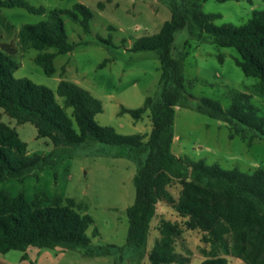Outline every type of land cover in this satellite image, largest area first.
Segmentation results:
<instances>
[{"label":"trees","instance_id":"trees-1","mask_svg":"<svg viewBox=\"0 0 264 264\" xmlns=\"http://www.w3.org/2000/svg\"><path fill=\"white\" fill-rule=\"evenodd\" d=\"M12 4L0 1V6ZM21 6L34 11L28 4ZM65 18L89 32L93 12L76 3L69 9L51 10L45 20L25 24L18 31L22 48L40 51L35 63L48 75L55 72L56 56L75 49ZM218 18L219 14L205 13L193 0H181L180 5L173 6L171 19L159 32L133 43L131 51L155 52L161 64V97H148L143 106L124 110L136 120L150 112L152 131L147 140L141 133L122 134L112 126L101 125L96 116L103 112L102 101L74 82L62 80L54 91L29 78H15V48L11 44L0 47V183L10 179L23 181L39 165H53L64 155L89 144L115 146L120 149L118 156L138 164L134 177L136 196L127 208L129 227L124 246L94 245L93 236L99 235L95 220L89 214H81L71 199L39 206L28 202L22 193L12 196L7 190H0V253L19 250L26 259L30 246L48 250L60 247L87 257L112 255L113 264H123V252L130 248L136 250L139 258L148 255L150 264H184L185 257L174 249L181 233L169 221L161 223V237L147 253L157 204L165 201L180 215L189 217L188 228L205 233L214 251L229 253L233 241L232 248L238 255L254 264H264V170L246 173L238 168L226 169L204 159L178 157L171 150L175 107L187 96L183 63L173 55L177 32L185 28L192 36L197 31L205 32L217 45L235 48L239 53L235 64L246 76L259 80L258 89L264 99V10L254 11L242 26L217 25ZM230 99L227 109L212 98H201L197 108L212 118L235 120L264 135V116L249 96L235 91ZM4 114L17 125L32 124L38 138L51 141L52 152L47 156L28 154V143L3 120ZM176 179L183 185L178 200L167 189ZM92 226L94 233L89 236ZM201 264H227V260L215 256Z\"/></svg>","mask_w":264,"mask_h":264},{"label":"rangeland","instance_id":"rangeland-1","mask_svg":"<svg viewBox=\"0 0 264 264\" xmlns=\"http://www.w3.org/2000/svg\"><path fill=\"white\" fill-rule=\"evenodd\" d=\"M0 1L13 3V6H0V47L11 44L15 48L13 58L18 65L15 78H29L54 91L62 80L74 82L102 101L103 112L96 116L101 125L112 126L122 134L141 133L148 139L152 131L150 112L136 120L124 110L143 106L148 97L157 100L161 97V64L155 52H133L131 47L136 39L159 32L171 19L173 6L180 5L181 0ZM193 1L205 13L219 14L220 18L215 20L217 25L230 23L242 26L254 11L264 10V0ZM23 3L33 7L34 11L23 8ZM76 3L92 10L90 31L85 32L79 24L65 18L69 40L75 49L56 56L55 72L48 75L35 63L40 51L22 48L18 31L25 24L45 20L51 10L69 9ZM173 55L183 63L187 96L175 107L172 153L190 160L204 159L208 164L218 163L226 169L238 168L246 173L264 170L263 134L235 120L212 118L197 108L201 98H212L227 109L231 104V94L236 91L247 94L264 116L259 80L246 76L235 64L239 58L238 51L217 45L205 32L197 31L192 36L185 28L175 35ZM3 120L16 128L21 139L28 143V154L47 156L52 152L51 141L38 138L32 124L17 125L6 114ZM119 152V148L103 144L78 147L53 165H39L23 181L10 179L1 182L0 190H7L12 196L22 193L28 202L39 206L54 201L66 203L71 199L81 214L94 218L99 235L93 236L94 226L88 231V235L93 236L94 245L124 246L129 227L127 208L135 200L134 177L138 164L131 158L118 156ZM167 189L178 200L183 185L176 179ZM188 219L171 204L160 201L151 223L147 253L161 237V223L169 221L181 233L174 249L185 257L184 264H201L215 256L224 257L227 264H254L233 250V241L229 253L219 249L214 251L202 230L187 227ZM56 249L66 251L60 247ZM42 251L54 254L55 250ZM19 253L17 250L0 253V264L2 261L23 264L17 259ZM123 254V264H150L148 255L139 258L134 249L126 248ZM29 256H34V252ZM114 258L112 255L87 257L69 250L61 264H113ZM26 264L42 263L29 260Z\"/></svg>","mask_w":264,"mask_h":264},{"label":"crops","instance_id":"crops-1","mask_svg":"<svg viewBox=\"0 0 264 264\" xmlns=\"http://www.w3.org/2000/svg\"><path fill=\"white\" fill-rule=\"evenodd\" d=\"M34 248V250H33ZM11 251H15V250H11ZM19 251V250H17ZM34 252V256H29L31 252ZM10 252V251H9ZM21 253H19V257H17V259H19V261L23 264H26L29 260H39V263H54V264H61L63 260H65V258L67 257V255L69 254V250L65 251V252H59L58 249H55L54 254H52L50 251H45L43 252L42 249H39L37 247L34 246H30L28 247L27 251L25 252L27 254V258L24 259L23 255L24 252L19 251ZM103 257V256H102ZM108 257V256H106ZM96 258V257H95ZM1 264H7V262L2 261Z\"/></svg>","mask_w":264,"mask_h":264}]
</instances>
